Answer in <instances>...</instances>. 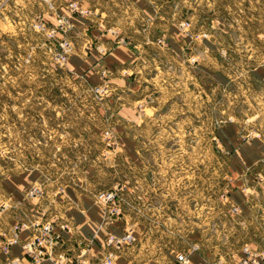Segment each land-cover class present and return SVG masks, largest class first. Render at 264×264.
<instances>
[{"label":"rangeland","instance_id":"374dc122","mask_svg":"<svg viewBox=\"0 0 264 264\" xmlns=\"http://www.w3.org/2000/svg\"><path fill=\"white\" fill-rule=\"evenodd\" d=\"M118 41L138 58L90 66ZM252 139L264 154V0H0L2 247L15 217L70 229L80 196L129 220L107 252L233 263L264 247V156L237 151Z\"/></svg>","mask_w":264,"mask_h":264},{"label":"crops","instance_id":"0c3cea01","mask_svg":"<svg viewBox=\"0 0 264 264\" xmlns=\"http://www.w3.org/2000/svg\"><path fill=\"white\" fill-rule=\"evenodd\" d=\"M136 47V45L130 46L125 42L121 43L118 41L113 47H108V50L103 55L99 51L93 50L90 53L89 64L90 66L97 65L99 61H104L108 65L131 63L138 58ZM147 96H149L147 93L144 94L140 101L143 102ZM237 138L235 139L237 140ZM260 146V143L254 139L243 141L237 148V151L240 157L246 155L248 157L246 156V159L242 162L243 164L237 161L234 166L239 168L241 164L243 167H246L260 160L264 156L260 152ZM34 177H36V174L32 173L26 174L23 179L19 175L13 176L12 180L17 183L16 187L18 188L15 192H20L21 187L27 183L25 179L28 182H33ZM75 198L77 199V204H74L72 208H68V213L71 214V221L69 223H71L72 227L61 231L63 236L62 242L56 243L51 254L38 264H57L56 261L59 255L62 256L60 264H99L97 259L100 257L101 261L102 257L107 253L103 241L105 235L109 232L119 235L123 232L125 225L129 224L128 218L125 215H121L111 218L105 223L106 225H103L101 215L96 211L88 210L92 206L91 199H82L80 196H76ZM7 223L9 225L20 224V220L15 217L10 221L8 220ZM28 224L29 222L23 225L19 231V238L21 240L30 237L32 233ZM187 238L193 239L189 235H187ZM2 243L3 241L0 240V264H4L5 260L13 255L20 258L21 264H34L24 257L23 251L18 244H12L7 252L2 250ZM237 253H239V250ZM112 254V264H177L176 255L171 251H166L161 257H156V255L146 256V251L144 249L143 252L142 247L137 248V250L132 247L131 249L127 248L122 251H115ZM183 254L187 253L184 252ZM180 264H206V258L194 252L188 257L186 263Z\"/></svg>","mask_w":264,"mask_h":264},{"label":"built area","instance_id":"2783aa9c","mask_svg":"<svg viewBox=\"0 0 264 264\" xmlns=\"http://www.w3.org/2000/svg\"><path fill=\"white\" fill-rule=\"evenodd\" d=\"M36 191L31 188L29 189V194H34ZM95 199L104 204H113L116 201V193L114 190L102 191L95 195ZM25 224L20 223L13 226L12 233L5 239L2 250L8 252V248L12 244H18L23 251L24 257L34 264H38L47 258L51 254L55 244L62 242L63 236L61 231L69 229L66 223L56 224L50 220L34 219L28 224V227L32 231L30 237L21 240L19 238V231ZM133 240L130 234L122 237L110 236L106 239V245L120 247L125 244H131ZM112 257L113 254L107 252L99 264H112ZM61 258L62 256L59 255L56 261L57 264H60ZM177 258L181 262L187 261V257L182 254L177 255ZM4 264H21V262L19 257L13 255L8 257ZM230 264H264V247L258 248L250 244H245L241 247L237 260Z\"/></svg>","mask_w":264,"mask_h":264}]
</instances>
